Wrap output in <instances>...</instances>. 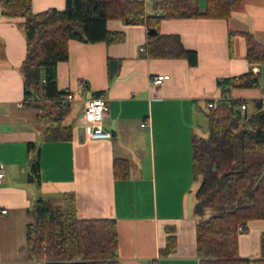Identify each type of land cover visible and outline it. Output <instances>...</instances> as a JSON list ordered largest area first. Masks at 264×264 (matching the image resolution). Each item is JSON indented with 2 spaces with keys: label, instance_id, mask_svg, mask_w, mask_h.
Listing matches in <instances>:
<instances>
[{
  "label": "crops",
  "instance_id": "crops-1",
  "mask_svg": "<svg viewBox=\"0 0 264 264\" xmlns=\"http://www.w3.org/2000/svg\"><path fill=\"white\" fill-rule=\"evenodd\" d=\"M153 14L159 0H144ZM203 9L205 0H199ZM66 0H32L33 12L64 10ZM24 17L4 15L0 7V264H40L26 246L29 209L41 196L62 207L65 195L76 199L80 218L115 219L119 232L120 264H199L196 251L195 205L199 182L193 177L192 139L208 133V103L213 99L261 98L255 88H232L219 80L238 77L261 65L246 60V40L229 31L252 33L264 43V0L237 5L228 20L211 18L165 19L162 34H178L186 48L198 53V64L185 59H155L141 52L147 47L145 25L111 19L107 27L122 31V42L69 41V59L58 64V87L74 91L64 124L72 127L67 140H47L49 111L39 98L25 101L21 64L26 56ZM169 74L162 85L154 75ZM87 88L77 91L79 81ZM230 87V89H228ZM103 95L109 110L104 129L109 139H91L83 126L85 100ZM37 104L42 106L38 107ZM146 123L145 126H142ZM35 143L41 154V185L29 180ZM127 159L131 173L115 178L113 162ZM2 210H6L5 213ZM239 236L242 258L260 255L264 220H252ZM166 227H174L176 250L168 256Z\"/></svg>",
  "mask_w": 264,
  "mask_h": 264
},
{
  "label": "trees",
  "instance_id": "trees-1",
  "mask_svg": "<svg viewBox=\"0 0 264 264\" xmlns=\"http://www.w3.org/2000/svg\"><path fill=\"white\" fill-rule=\"evenodd\" d=\"M246 0H159L153 14L144 0H66L64 10L48 8L33 12L32 0H0L1 12L24 17L27 51L21 64L25 97H41L51 102L40 115L48 126L47 140L71 138L72 127L64 124L70 104L56 100L64 94L58 87V64L69 59V41L113 44L125 40L122 31H111L107 22L118 19L127 25H145L148 30V56L155 59H185L198 64V53L188 49L178 34H162L165 19L211 18L228 20L233 9ZM241 34L246 40V60L264 64V43L252 33L229 31L233 39ZM260 73L251 68L238 77L219 80L232 88H256ZM230 89V87L228 88ZM38 97V98H39ZM245 104L244 109L241 105ZM38 107L42 106L37 104ZM193 177L199 182L196 193V251L199 264H264V232L257 258H242L239 236L249 231V222L264 220V98L229 99L208 113V133L192 139ZM29 180L41 185V154L35 143L28 144ZM115 178L127 179L131 164L127 159L113 162ZM26 246L40 264H120L119 232L115 219L80 218L76 199L69 193L62 207L39 196L29 209ZM207 214L209 216L204 218ZM166 245L161 256L175 252L174 227H166Z\"/></svg>",
  "mask_w": 264,
  "mask_h": 264
},
{
  "label": "built area",
  "instance_id": "built-area-1",
  "mask_svg": "<svg viewBox=\"0 0 264 264\" xmlns=\"http://www.w3.org/2000/svg\"><path fill=\"white\" fill-rule=\"evenodd\" d=\"M141 52H147V47L143 46L140 48ZM169 74H159L154 75L151 79L153 85H162L167 79H169ZM87 82L84 80L79 81L77 85V91H83L87 88ZM65 94L58 100L57 102L61 103H70L74 100V91L71 89H65ZM35 97H25V101L19 104L21 107L24 103H34ZM54 102V101H52ZM223 102V99H213L208 103L209 108H215L219 104ZM246 107L245 104L241 105V108L244 109ZM109 110L108 99L103 96H94L85 100L83 115H82V124L83 126L89 128V137L91 139H109L112 134L110 131L104 129V119ZM146 123H143L142 126H145ZM5 176L4 170L0 167V180H2ZM3 213L6 210H2Z\"/></svg>",
  "mask_w": 264,
  "mask_h": 264
},
{
  "label": "rangeland",
  "instance_id": "rangeland-1",
  "mask_svg": "<svg viewBox=\"0 0 264 264\" xmlns=\"http://www.w3.org/2000/svg\"><path fill=\"white\" fill-rule=\"evenodd\" d=\"M260 77V84L258 87L255 88V90L257 91L258 95L262 98H264V64L261 65V73L259 75ZM39 97V96H38ZM37 97V99H38ZM39 100H42L43 103H41L42 105H45V107H47V110L50 109V105L52 104L50 101H44L41 97H39ZM56 206V205H55ZM209 216V214H207L204 218H207ZM198 221L203 220V218L197 217Z\"/></svg>",
  "mask_w": 264,
  "mask_h": 264
},
{
  "label": "water",
  "instance_id": "water-1",
  "mask_svg": "<svg viewBox=\"0 0 264 264\" xmlns=\"http://www.w3.org/2000/svg\"><path fill=\"white\" fill-rule=\"evenodd\" d=\"M148 32L150 35H156L157 34V30H155L153 28H151ZM250 264H254V263H250Z\"/></svg>",
  "mask_w": 264,
  "mask_h": 264
}]
</instances>
